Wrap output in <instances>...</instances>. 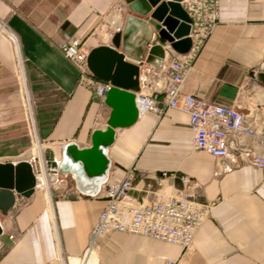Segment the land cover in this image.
Wrapping results in <instances>:
<instances>
[{"label":"crops","instance_id":"0c3cea01","mask_svg":"<svg viewBox=\"0 0 264 264\" xmlns=\"http://www.w3.org/2000/svg\"><path fill=\"white\" fill-rule=\"evenodd\" d=\"M218 1V23L181 90L251 117L256 137L244 142L264 154V0ZM0 21L17 43L0 33V163L25 161L35 171L30 144L36 139L57 163L49 178L58 181L59 197L50 204V198L34 190L29 198L16 196L13 208L0 213V264H80L105 206L102 186L120 182L131 169L130 194L138 201L152 200L146 189L155 191L157 182L164 195H172L185 176L200 186L196 202L215 204L187 251L115 233L99 241L96 261L91 256L88 264H164L168 259L178 264H264V169L242 163L217 175L216 161L192 150L186 115L175 110L161 118L144 115L129 127L112 130L109 142L95 148L100 159L80 156L92 148L95 131L108 130L111 109L106 95L94 99L79 84L77 69L57 48L62 37L77 38L90 51L111 46L120 32L118 51L140 60L132 62L139 74L149 67L146 76L156 91L165 83L164 61L153 57L146 62L147 52L160 44L167 59L173 56L168 43L128 11L125 0H0ZM60 143L71 149H60Z\"/></svg>","mask_w":264,"mask_h":264},{"label":"built area","instance_id":"2783aa9c","mask_svg":"<svg viewBox=\"0 0 264 264\" xmlns=\"http://www.w3.org/2000/svg\"><path fill=\"white\" fill-rule=\"evenodd\" d=\"M180 6L190 20L188 35L190 49L186 54L181 55L175 53L169 45L166 46L173 56L167 59L168 53L164 52V58L160 60L164 61L161 70L166 74L165 83L160 91H156L146 76L149 67L141 71L139 91L134 93L137 118L144 115L161 118L169 110L186 115L192 134V150L210 155L216 161L217 175L226 172L231 166L242 163L264 169V154L252 151L244 142V138L256 137L254 121L251 117L232 107L213 104L196 95L182 92V84L193 61L218 23L219 1L182 0ZM0 33L10 39L14 45L17 44L16 37L2 21H0ZM57 48L62 57L77 69L79 84L86 87L94 99L103 100L109 84L96 80L88 71L86 59L89 50L79 39L68 35L62 37V42ZM34 141V146L39 152L34 159L36 166L33 171L34 190L38 184V176L42 175L46 178L49 191V188H55L58 183L49 178L50 171L57 163L44 152L39 141L36 139ZM59 147L64 151L71 149L67 143H60ZM161 175L165 177L166 173L163 172ZM134 180L135 174L131 169L125 173L120 182L105 183L102 186L105 206L91 229L89 244L79 259L80 264H88L91 256L94 263L100 249L99 241L115 233L147 237L178 245L187 251L215 204V202L205 204L196 202V191L200 186L185 176L181 177L182 188L173 190L172 195H164L161 192V182H157L155 191L149 186L146 189V193H151L154 198L149 201H138L130 194ZM74 195L79 198L76 193ZM8 240L15 242L12 235L8 236ZM164 264H178V262L168 259Z\"/></svg>","mask_w":264,"mask_h":264},{"label":"water","instance_id":"95a60500","mask_svg":"<svg viewBox=\"0 0 264 264\" xmlns=\"http://www.w3.org/2000/svg\"><path fill=\"white\" fill-rule=\"evenodd\" d=\"M182 0H125L127 9L142 18L161 42L168 43L177 54H186L190 49V20L180 6ZM121 33L117 32L111 46L91 49L87 55L88 71L96 80L109 84L105 104L111 109L108 130L95 131L92 135V148L80 152L88 160L100 159L95 152L98 145L95 137L110 136L112 130L132 125L137 119L134 93L139 91V67L133 64L140 60L119 52ZM162 60L164 51L155 44L147 52V61L152 58ZM129 60V61H128ZM105 145V144H104ZM35 176L29 162L0 163V213L5 214L13 208L16 196L29 198L34 193ZM2 228L0 226V236Z\"/></svg>","mask_w":264,"mask_h":264},{"label":"bare ground","instance_id":"6f19581e","mask_svg":"<svg viewBox=\"0 0 264 264\" xmlns=\"http://www.w3.org/2000/svg\"><path fill=\"white\" fill-rule=\"evenodd\" d=\"M135 20V19H134ZM129 21V20H128ZM132 24V23H131ZM125 30V29H124ZM127 30V29H126ZM140 32V31H139ZM132 35V34H131ZM22 87L24 89V94H25V97L28 98L29 95H28V91H27V88H26V83H25V80L22 79ZM30 111V110H29ZM95 141L97 144H107L109 142V139H110V136L108 135L107 137H103V136H99V137H95ZM33 151H35L34 153L36 154H39V152L37 151L36 147L34 146V149ZM75 152V151H74ZM38 184H37V187L36 189H38V191L41 193H43L47 199H49V192H48V189H47V182H46V178L44 176H38Z\"/></svg>","mask_w":264,"mask_h":264},{"label":"rangeland","instance_id":"374dc122","mask_svg":"<svg viewBox=\"0 0 264 264\" xmlns=\"http://www.w3.org/2000/svg\"><path fill=\"white\" fill-rule=\"evenodd\" d=\"M34 137V136H33ZM34 144H35V141H34V138L31 140V144H30V149H34ZM35 152V151H34ZM45 152V151H44ZM36 154V153H35ZM56 188H53V187H51V188H49V200H51L50 201V204H51V202L54 200V199H58L59 197H58V194H57V190H55ZM35 191H38V189H35ZM43 196V195H42ZM62 197V196H61ZM60 197V198H61Z\"/></svg>","mask_w":264,"mask_h":264}]
</instances>
